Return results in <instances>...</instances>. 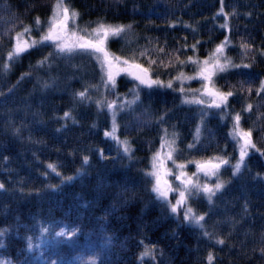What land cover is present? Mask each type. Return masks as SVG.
Segmentation results:
<instances>
[{
  "label": "trees",
  "instance_id": "1",
  "mask_svg": "<svg viewBox=\"0 0 264 264\" xmlns=\"http://www.w3.org/2000/svg\"><path fill=\"white\" fill-rule=\"evenodd\" d=\"M66 2L80 13L78 23L83 29H93L98 22L131 25V33L108 40L109 51L143 64L153 79L173 80V87H140V100L118 111L117 136L130 142L129 158L115 140L105 136L112 116L106 108L98 111L95 100H115L116 95L111 89L103 90L100 66L92 56L58 55L50 43L27 50L10 62L8 72L3 71L16 32L29 26L30 33L24 35L39 36L55 0H0V183L4 185L0 230H8L0 237L5 245L0 260L13 264L25 258L30 264L50 260L86 264L93 258L96 264H264V92H259L264 81V0ZM37 17L40 25L35 23ZM226 23L227 27H221ZM225 40L226 56L251 67L218 73L215 87L234 92L225 111L241 114V126L252 130L253 142L261 151H251L247 168L239 174L233 175L230 166L221 169L224 188L212 203L204 195L190 198V206L205 216L204 226L211 234L205 236L202 229L184 220L182 211L174 215L155 198L154 181L147 173L165 129L178 134V163L218 155H227L231 164L238 159V147L229 135L231 116L221 119L220 110L209 109L197 139L205 106L182 101L185 94L191 97L188 90L201 88L202 82L197 79L183 85L174 79L178 71L195 75L194 65H181L176 56L182 61L190 56L203 61ZM242 42L250 46L247 52ZM45 57H49L45 64L38 66ZM149 58L157 63L150 64ZM181 86L185 93L179 91ZM85 87L91 102H80L75 96ZM136 87L126 77L119 79L118 103ZM249 103L253 108L245 111ZM65 112L75 122L65 120ZM84 156L89 157L87 165ZM50 163L60 175L48 168ZM65 176L75 179L62 182ZM41 225L52 229L43 239ZM63 227L77 232L57 236ZM218 239L224 243H217ZM145 245L155 246L154 259L141 260Z\"/></svg>",
  "mask_w": 264,
  "mask_h": 264
},
{
  "label": "snow or ice",
  "instance_id": "2",
  "mask_svg": "<svg viewBox=\"0 0 264 264\" xmlns=\"http://www.w3.org/2000/svg\"><path fill=\"white\" fill-rule=\"evenodd\" d=\"M222 2L223 0H221V3ZM221 12H223V7L221 8ZM79 15L80 13L72 8L71 5L66 2V0H55L52 15L47 22V29L40 36L39 41L33 39L31 42H29L28 40L22 38L25 33H30L31 28L29 26H24L22 32H16L14 37L15 44L11 50L7 52V62L3 64V71L8 72L11 67V61L20 58L21 55L29 48L35 47L38 43L42 44L45 41L52 42L58 55H71L73 53L82 52L94 56L100 66L102 73L101 86L105 89V91L111 89L113 94L116 95L115 100H107V97H105L103 100H95L98 111L106 108L112 116V129L110 132L105 131V136L111 137L113 140H115L118 148L122 149L123 153L131 158L132 149L130 142L127 138L121 140L119 136L116 135L119 128L116 120L118 110H123L126 107L136 104L140 100V86H145L149 89L153 88L154 86L172 88L173 80L170 79L167 83H165L158 78L153 79L149 68L144 67L143 64L136 63L134 59L115 56L109 51L107 47L109 38L118 37L127 33L131 29V25H113L98 22L96 27L93 28L91 32H89L87 28L80 29L76 24ZM224 15L227 16V13H224ZM35 23L36 25H40L41 21L39 17L36 18ZM70 23L72 24V28H69ZM221 27H227V23L221 25ZM227 44L228 41L225 40L221 44L217 45L209 57L203 61L195 59L191 56L188 57L186 61H182L179 59V56H176V61L181 65L189 62L192 63L195 67V75L187 76L184 72L178 71V74L174 79L183 82L184 80L199 78L202 82L201 89L189 90L191 98H189V94H185L182 101L186 104L205 106V108L200 113L201 123L196 128L197 139L200 135L201 126L204 124V118L208 115L209 109L220 110L222 113L220 116L221 119H226L231 116L232 128L229 135L238 147V159H236L234 164H231L230 158L227 155H218L207 160L191 161L192 163L196 164L197 172L193 173L192 176H189V174L185 171L186 164L176 163V160L174 159V154L177 152L176 139L178 134L175 131L169 134L165 129L164 136L161 138L160 150H158L153 156V170L150 173H147V175L150 176L154 181L151 190L155 194V198L164 204L174 215H178L181 206H184V220L202 229L205 236L211 235L204 226L205 216L203 214H198L190 205H188L187 202L189 198L193 195L203 194L207 197L208 202L212 203L213 197L224 188L225 182L220 178V170L225 166H230L233 175L239 174L243 169L247 168L246 158L248 157L250 151L253 149L257 152L261 151L259 148H257L256 143L253 142L252 130H246L241 126V114L237 112L233 115L225 111L228 106V100L234 95V92L232 90L224 92L215 87L214 77L218 73L226 72L230 68L251 67V64H236L231 58L227 57L225 55ZM192 47L195 48L196 46L193 45ZM249 47L250 46L248 44L243 42L241 43V48H243L245 52L248 51ZM158 51L163 52L164 50L158 49ZM51 55L52 54L49 53V57ZM140 55L144 56L145 53L141 52ZM49 57H45L43 60L38 61V66L44 65ZM149 61L150 64L153 65L157 63L156 60H152L151 58H149ZM168 63L170 65L172 61L169 60ZM122 74L131 77L132 80L138 82V84L136 88L130 90L133 98L131 100L125 99L122 104L118 105L117 100L120 99V96L118 93H116L117 79ZM43 86L45 88L49 87L47 82H44ZM91 87L95 88L97 91L99 90L98 86L92 85ZM241 87L243 88V82H241ZM179 91L181 93H185L184 87L181 86ZM248 91L250 92L251 88H249ZM259 92H264V81H261L260 83ZM75 96L80 102L92 101V97L88 93V87H85L83 91L76 92ZM252 108L253 105L249 103L246 105L244 110L251 111ZM63 118L65 120L71 118L73 122H75V117H72L70 112H65ZM16 131L18 132L19 129H16ZM188 147L191 148L193 145H189ZM261 154L264 155V153ZM169 160L172 161L177 170L175 178L177 181H179V184L175 188L166 178L172 174L171 170L166 166V162ZM88 162L89 157L84 156L83 164L87 165ZM48 168L53 172H56L57 175H60V173L57 172V166L55 164L50 163ZM200 173H202L205 178V182L203 183L199 179L198 174ZM82 175L83 171L78 170V176ZM194 177L196 178L194 179ZM213 177H215V182H208ZM73 179L75 178L71 176H65L62 178V182L71 181ZM50 187L56 186L50 185ZM3 188L4 185L0 183V189ZM174 191L178 193V198L175 200V203L169 199L170 193ZM7 231V229L0 230V237H3ZM40 231L42 234L41 239H43L44 234H50L52 229L50 227L41 225ZM76 232V228H72L71 232H69L67 227H63L60 229V231L56 232V235L61 237L66 235L74 236ZM217 243L223 244L224 240L218 239ZM27 246L29 250L33 248L31 238H29ZM4 248V242L3 240H0V249ZM262 251H264V249H262ZM145 257L154 259V245L144 246V250L140 253V258L143 260ZM208 259L209 261L213 259L211 253L208 256ZM0 264H13V261L0 260ZM17 264H30V262L27 260V258H25V260L19 261ZM48 264H57V261L50 260ZM86 264H96L95 259L93 258L90 262H86Z\"/></svg>",
  "mask_w": 264,
  "mask_h": 264
},
{
  "label": "rangeland",
  "instance_id": "3",
  "mask_svg": "<svg viewBox=\"0 0 264 264\" xmlns=\"http://www.w3.org/2000/svg\"><path fill=\"white\" fill-rule=\"evenodd\" d=\"M76 24L79 26L80 29H83L82 27H80V25H79V23H78V19H77V21H76ZM46 28H47V26H46ZM46 28L44 29V31L38 30V31L41 32V33L39 34V36H33V35H30V34H27V35H24L22 38L28 40L29 42H31V40H33V39L39 41V40H40V36L46 31ZM69 28H72V24H71V23L69 24ZM132 29H133V27L131 26V29H130L127 33L122 34V35H126V34L131 33ZM91 30H92V29H88L89 32H91ZM118 37H120V36H118ZM118 37H110L109 40H110V39H113V38H118ZM50 43H52V42H51V41H45V42H43L42 44L38 43L35 47L29 48L28 50L33 49V48H36V47H38V46H40V45H48V44H50ZM76 54L83 55V54H85V53L80 52V53H73V54H71V55H63V56H65V57H71V56H74V55H76ZM85 55H88V54H85ZM225 55H226V53H225ZM90 56H92V55H90ZM92 58L95 59L94 56H92ZM95 60H96V59H95ZM96 62H97V61H96ZM98 65H99V64H98ZM124 77H126V78H128L130 81H132V82L135 84V86L138 84V82L133 81L131 77H129V76H127V75H124V74H122L120 77H118L117 82H118L119 79L124 78ZM214 78H215V77H214ZM197 79H199V78H197ZM197 79L184 80L183 82H181V81H179V80H178V81H179L180 84H183V85H184V84H188L190 81L197 80ZM200 81H201V80H200ZM140 87H145V86H140ZM102 88H103V87H102ZM201 88H202V87H201ZM201 88H198V87H197L196 89H201ZM103 90H104V88H103ZM186 90H188V89H186ZM188 91H189V90H188ZM132 98H133V97H132V94H131V92H129L127 95H125V96L123 97V99H122V101H121V104L124 102L125 99H127V100H131ZM190 98H191V97H190ZM117 104L119 105L118 101H117ZM133 105H134V104H133ZM190 105H196V104H190ZM131 106H132V105H131ZM198 106L201 107V106H203V105H198ZM118 111H119V110H118ZM118 115H119V113L117 112L116 120H117V118H118ZM111 129H112V126H111L109 132L111 131ZM116 135H117V133H116ZM108 138H111V137H108ZM111 139H112V138H111ZM159 150H160V149H159ZM165 151H166V150H165ZM251 151H252V150H251ZM251 151H250L249 155L251 154ZM175 154H176V153H175ZM175 154H174V159H175ZM249 155H248V156H249ZM247 158H248V157H247ZM247 158H246V159H247ZM175 160H176V159H175ZM176 163H178V162L176 161ZM152 165H153V161H152ZM152 165H151L150 172L153 170ZM166 166H167V168L170 169L171 172H172V174L169 175V176H167L166 178H167L168 181L172 184V186L175 188V187L179 184V181H177L176 178H175L177 170H176L175 166L173 165L172 161H170V160L166 162ZM185 171L189 174V176H192L193 173H196V172H197L196 164H195V163H189V164H186ZM220 173H221V170H220ZM198 175H199V179H200V181H201L202 183L205 182V178H204L203 174L200 173V174H198ZM195 178H196V177H194V179H195ZM208 182L214 183V182H215V177L211 178L210 181H208ZM197 195H203V194H197ZM177 198H178V193H177V192L174 191V192L170 193V195H169V199H170L173 203H175V200H176ZM190 198H191V197H190ZM190 198H189V200H188V202H187L188 205H190V202H189V201H190ZM180 211H182V213L184 212V206H181V208H180V210H179V213H180Z\"/></svg>",
  "mask_w": 264,
  "mask_h": 264
}]
</instances>
